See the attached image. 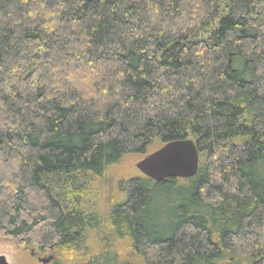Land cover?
<instances>
[{"label":"trees","instance_id":"trees-1","mask_svg":"<svg viewBox=\"0 0 264 264\" xmlns=\"http://www.w3.org/2000/svg\"><path fill=\"white\" fill-rule=\"evenodd\" d=\"M181 140L195 177L99 200ZM0 239L51 264H264V0H0Z\"/></svg>","mask_w":264,"mask_h":264},{"label":"rangeland","instance_id":"rangeland-1","mask_svg":"<svg viewBox=\"0 0 264 264\" xmlns=\"http://www.w3.org/2000/svg\"><path fill=\"white\" fill-rule=\"evenodd\" d=\"M160 148L161 147L159 146L152 147L149 154H152ZM145 157L146 156H127L119 164L113 166L109 172V180H106V183L103 181L102 184H100V186L102 185L101 187H99V185L98 187L97 185L94 187V192H98L99 194L101 192L102 196L99 200H109L112 198H116L117 195L119 196L118 184L121 181L142 177V175L136 168V164L143 160ZM110 184L113 185L110 186ZM114 243V247L107 250L109 246L103 244L99 239L97 242L90 244V253L95 255L97 253L111 251L116 252L119 260L131 261V252L127 247L126 240H117ZM0 256L5 257L8 264H42L41 262H39V259H48L51 257L50 255L39 256L33 249L30 248L26 250L19 248L14 242L7 239H0Z\"/></svg>","mask_w":264,"mask_h":264},{"label":"water","instance_id":"water-1","mask_svg":"<svg viewBox=\"0 0 264 264\" xmlns=\"http://www.w3.org/2000/svg\"><path fill=\"white\" fill-rule=\"evenodd\" d=\"M199 154L191 140L168 143L145 157L136 164L137 170L145 177L163 182L168 179H191L199 170ZM50 259H41L47 264ZM0 264H8L5 257L0 256Z\"/></svg>","mask_w":264,"mask_h":264}]
</instances>
